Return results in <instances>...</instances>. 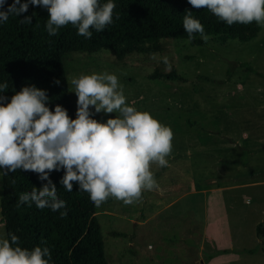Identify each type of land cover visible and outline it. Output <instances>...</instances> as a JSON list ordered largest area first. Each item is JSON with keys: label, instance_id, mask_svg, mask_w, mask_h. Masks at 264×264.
<instances>
[{"label": "rangeland", "instance_id": "1", "mask_svg": "<svg viewBox=\"0 0 264 264\" xmlns=\"http://www.w3.org/2000/svg\"><path fill=\"white\" fill-rule=\"evenodd\" d=\"M247 25L257 33L246 42L166 39L161 52L122 61L103 49L63 56L68 81L115 74L126 102L173 133L168 165L151 166L156 189L130 205L109 197L96 206L108 264H264V236L256 235L264 212V25ZM173 68L184 82L148 77ZM90 114L101 122L116 115L93 106Z\"/></svg>", "mask_w": 264, "mask_h": 264}, {"label": "clouds", "instance_id": "2", "mask_svg": "<svg viewBox=\"0 0 264 264\" xmlns=\"http://www.w3.org/2000/svg\"><path fill=\"white\" fill-rule=\"evenodd\" d=\"M195 9H207L219 20L231 26L234 23L264 25V0H188ZM0 0V23L9 16L26 13L29 4L46 8L45 29L49 36L71 24L77 34L90 39L113 22L115 4H101L100 0ZM22 24H31L32 16H24ZM183 29L189 40L199 33L206 42L208 36L200 21L187 11ZM152 59H156L155 56ZM170 67L168 58H162ZM70 83L77 95L76 117L57 104L54 110L47 106L46 90L35 85L23 86L10 97L0 95V176L19 170L38 174L47 181L41 188L33 187L21 193L17 207L34 203L38 209L49 208L67 216L66 202L58 197L57 187L49 177L52 171L64 170L60 181L71 192L73 182L86 192L99 207L109 197L125 205L140 200L144 191L158 187L151 166L168 165L172 152L173 133L150 112L138 110L126 102L115 74L91 73L72 77ZM55 83L59 84V80ZM8 89L0 84V93ZM90 106L97 113H116L106 122L92 118ZM0 238V264H50L48 247L20 246L19 238Z\"/></svg>", "mask_w": 264, "mask_h": 264}, {"label": "trees", "instance_id": "3", "mask_svg": "<svg viewBox=\"0 0 264 264\" xmlns=\"http://www.w3.org/2000/svg\"><path fill=\"white\" fill-rule=\"evenodd\" d=\"M108 0H100L106 3ZM115 4L113 22L104 30L96 32L90 39L77 34L71 24L59 29L58 35L49 36L45 25L48 19L46 8L29 4L28 11L19 17L10 15L0 23V84L7 83L8 89L0 93L10 97L23 86L35 85L46 90L47 106L54 110L57 104L64 107L71 118H75V105L71 99L63 56L71 52L93 53L107 50L117 61L132 53L152 55L163 50L166 39H185L191 46H203L205 41L199 33L189 40L183 29V17L192 12L203 25L209 39L222 42L237 39L246 42L256 36V29L247 24L227 25L217 19H209L203 9L193 8L188 0H111ZM12 0H7V9ZM24 16H32L31 24H22ZM244 67L256 73L249 65ZM150 79L163 78L184 82L185 78L173 68L169 72H153ZM59 80V84L55 83ZM3 171V169H1ZM64 170L52 171L49 177L57 187L58 197L66 202L67 216L49 208L38 209L33 203L17 207L21 193L33 187L41 188L37 173L17 170L1 176L0 215L5 237L15 234L21 247H48L50 264H108L100 223L96 217V206L88 193L78 190L67 191L60 183ZM113 236H124L112 232ZM256 235L264 236V212L256 225Z\"/></svg>", "mask_w": 264, "mask_h": 264}]
</instances>
